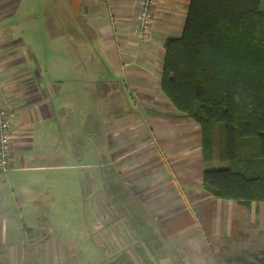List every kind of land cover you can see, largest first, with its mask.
Listing matches in <instances>:
<instances>
[{
	"label": "crops",
	"instance_id": "crops-1",
	"mask_svg": "<svg viewBox=\"0 0 264 264\" xmlns=\"http://www.w3.org/2000/svg\"><path fill=\"white\" fill-rule=\"evenodd\" d=\"M24 1L0 0V97L16 110L11 169L0 179V264L65 253L55 243L44 245L49 237L41 228L53 204L42 197L44 189L56 187L43 177L57 172L67 175L69 216L94 213L93 243L110 258L126 249L135 264L162 261L161 252L168 264H225L228 256L252 259L263 252L264 180L249 207L207 191L204 171L216 163L203 159L201 126L181 115L161 88L165 40L182 34L190 0H158L145 42L133 33L139 0H60L64 10H77L97 52L64 59L60 54L73 48L67 39L58 58L47 61L27 38L34 12ZM68 76L81 83L71 90L83 96V105L60 100ZM86 174L97 189L120 185L92 211L86 209ZM208 180L223 186L228 177ZM123 194L129 215L113 202Z\"/></svg>",
	"mask_w": 264,
	"mask_h": 264
},
{
	"label": "trees",
	"instance_id": "trees-1",
	"mask_svg": "<svg viewBox=\"0 0 264 264\" xmlns=\"http://www.w3.org/2000/svg\"><path fill=\"white\" fill-rule=\"evenodd\" d=\"M261 0H190L181 35L165 40L161 88L202 129L204 188L249 207L264 180V10ZM227 176L217 186L208 179ZM143 250V249H142ZM142 250H139L140 254ZM225 264H264V251ZM107 264H135L120 250Z\"/></svg>",
	"mask_w": 264,
	"mask_h": 264
},
{
	"label": "rangeland",
	"instance_id": "rangeland-1",
	"mask_svg": "<svg viewBox=\"0 0 264 264\" xmlns=\"http://www.w3.org/2000/svg\"><path fill=\"white\" fill-rule=\"evenodd\" d=\"M23 7L24 9L28 10V12H34L35 14V16L33 14L28 19V23L26 24V34L28 35L27 38L35 40L34 48L36 49V52L41 60L47 61L56 55L58 58V54L65 48L62 43L67 39L73 43V48H65L66 50L63 54L66 55L60 54V56L64 59L71 58L73 55L77 56L76 52H81L83 54H95L97 52V47L95 46L94 41L89 42L88 38L90 37V32H88L85 26L78 21L79 18L77 17L78 14L76 13L77 10H74L73 8L72 11L64 10L60 0H25ZM74 70L75 69L72 71ZM64 82L67 83L65 85V91L59 96L62 103L65 105H77V107L78 105H83V96L78 94V90H71L74 85L77 88V86L81 83L76 81L73 76H68L64 79ZM90 96L91 94L88 95L89 98ZM92 119L93 121L96 119L94 113H92ZM215 163L216 166H218V163L221 165L224 164V162L220 160L215 161ZM66 176V174L57 172L54 174L52 173L49 176L45 175L43 177L45 179L44 182H48V184L55 183L56 187H54V189L50 187L44 189L45 191L42 197H46L53 204L50 206L51 216L49 217V221L41 223V228L44 229L45 227V233L49 237L44 241V245L52 246L55 243L59 246L57 248L64 249L63 251H65V253H60L58 256H56L57 259L50 260L45 257V259L42 260L39 258V260L36 262L27 260L25 264H93V262L97 263L98 261L99 263L107 264L110 260L109 254H106L104 250H102L101 253V251L98 250L97 245L93 243V238L96 233L92 234L93 227L91 225V220L94 217V213L90 215L89 212L84 213L83 211L81 214L82 216H80V211L77 210L76 212L71 213L69 216V207L63 204L65 201H67L66 196L69 192L67 186L62 185L64 183L63 178ZM86 177L87 180L84 185V193L91 203V205L86 207V209L89 211L97 209L96 204L101 201V198L105 203V198L107 196L106 192L109 190L113 192L114 187L118 188L120 186L119 183L117 184L113 181L108 183V189H97L99 184L90 183L88 174H86ZM54 196L58 197V201L54 200ZM113 202L121 205L123 208V213L129 215L128 200H124V194L121 200L115 199ZM15 205L17 206V204ZM19 219L21 223V218ZM146 229L148 231V227H146ZM150 231L151 230L148 232ZM144 234L147 235L146 233ZM142 241L143 239H141V242ZM31 242L35 246L39 245L37 241ZM75 245H77V249L80 247H85L87 252H85V254H74L73 249ZM157 246L160 247L159 244ZM142 247H144V249H150L146 248L143 242ZM105 250L108 251L107 248H105ZM160 256L162 261H160V259L156 261L155 259V264H168L167 260L162 258V252L160 253ZM98 258L100 260H98ZM64 259L65 262L63 261Z\"/></svg>",
	"mask_w": 264,
	"mask_h": 264
},
{
	"label": "built area",
	"instance_id": "built-area-1",
	"mask_svg": "<svg viewBox=\"0 0 264 264\" xmlns=\"http://www.w3.org/2000/svg\"><path fill=\"white\" fill-rule=\"evenodd\" d=\"M158 0H139L133 33L140 42L148 41ZM16 110L7 106L0 97V179L11 169L12 121Z\"/></svg>",
	"mask_w": 264,
	"mask_h": 264
}]
</instances>
